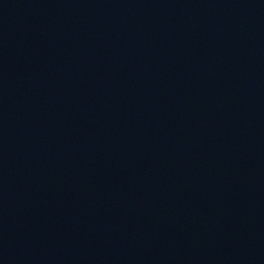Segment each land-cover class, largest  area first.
<instances>
[{"label":"water","instance_id":"water-1","mask_svg":"<svg viewBox=\"0 0 264 264\" xmlns=\"http://www.w3.org/2000/svg\"><path fill=\"white\" fill-rule=\"evenodd\" d=\"M0 264H264V0H0Z\"/></svg>","mask_w":264,"mask_h":264}]
</instances>
